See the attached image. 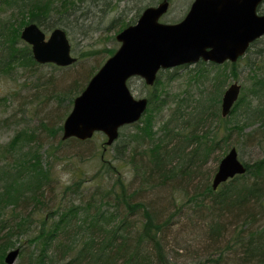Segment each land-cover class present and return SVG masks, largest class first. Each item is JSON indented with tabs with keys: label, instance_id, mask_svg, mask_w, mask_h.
<instances>
[{
	"label": "trees",
	"instance_id": "trees-1",
	"mask_svg": "<svg viewBox=\"0 0 264 264\" xmlns=\"http://www.w3.org/2000/svg\"><path fill=\"white\" fill-rule=\"evenodd\" d=\"M83 1L86 0H0L1 9L5 7L3 11L10 9L7 16L0 18V76L24 68L32 77L26 86L31 91L25 96L18 91L14 94L27 98V102L35 101V111L42 112L34 126H18L0 145V264H7L3 255L9 248L24 251L15 242L28 231L32 233L24 239L36 244L27 254L28 264L168 261V240L173 225L181 217L189 218L195 234L206 240L201 252L193 251L191 264H264V64L255 65L252 58L247 59L250 87L243 92L239 90L227 115H221L219 106L225 69L234 75L238 61L248 56L250 48L262 36L253 39L235 61H197L196 75L207 76L210 70L207 67L216 69L215 91L206 98H193L192 102L191 98L171 101L174 105L168 107L169 114L156 120L155 111L168 103V97L157 86L163 69L158 71L153 89L144 95L147 107L143 115L119 128L113 146L115 161L104 160L92 177L110 178L120 170L122 162L128 165L129 182H124L117 173L106 187L97 186L87 192L80 180H74L64 186L63 192L75 185L76 202L54 204V199L46 196L55 185L50 170L53 161L48 157L60 156V150H75L90 139L60 137L63 116L72 105L73 94L85 86L87 74L81 80L76 73L63 83L61 77L41 72L43 65H49L67 73L65 68L76 63L83 53L75 55L76 60L68 65L36 62L29 45L19 37V30L29 21L40 26L42 19L52 12L60 15L81 9ZM87 1L104 4L103 14L116 5L111 0ZM153 2L137 4L135 18L121 20L119 26L133 23L142 9ZM257 7L258 12L264 11V0ZM117 20L118 17L114 18L107 27ZM114 50L106 48L108 54ZM256 51L261 55L264 48L258 47ZM220 76H223L221 80ZM240 110L248 111L247 119L251 120L239 123L233 120L231 115L241 113ZM253 120H258L257 127L242 133L243 124ZM125 126L133 127L125 133ZM232 133L247 141L254 142L257 138L255 142L262 154L253 161H242L243 173L234 174L212 188L219 159L234 147L228 141ZM108 145L104 140L103 150ZM216 150L222 153L217 154ZM75 151L82 160L91 154L87 147ZM210 160L216 162L214 167L207 166ZM154 191L164 195L151 197L149 194ZM179 196L186 199L182 201ZM40 210H44V215L38 218L36 214ZM196 218L202 221L198 227ZM174 232L178 233V229Z\"/></svg>",
	"mask_w": 264,
	"mask_h": 264
},
{
	"label": "water",
	"instance_id": "water-1",
	"mask_svg": "<svg viewBox=\"0 0 264 264\" xmlns=\"http://www.w3.org/2000/svg\"><path fill=\"white\" fill-rule=\"evenodd\" d=\"M262 1L192 0L183 17L174 22L160 19L168 0L145 6L133 23L116 32L119 45L74 96L61 121L60 137L83 140L99 131L106 136L105 144H111L119 128L137 121L147 107V97L135 96L128 86L132 76L153 84L160 69L199 60L235 61L253 39L264 38V11H257ZM19 37L29 45L36 62L68 65L76 60L60 27H53L45 35L35 22L29 21L21 26ZM227 85L220 102L222 116L228 114L240 90L236 81ZM243 172L237 151L230 147L218 161L212 188ZM17 253V247L9 248L3 261L10 264Z\"/></svg>",
	"mask_w": 264,
	"mask_h": 264
},
{
	"label": "rangeland",
	"instance_id": "rangeland-1",
	"mask_svg": "<svg viewBox=\"0 0 264 264\" xmlns=\"http://www.w3.org/2000/svg\"><path fill=\"white\" fill-rule=\"evenodd\" d=\"M111 1L112 3H116L115 7L107 10L104 14L101 9L105 7L104 4H97L94 1L86 0L82 2L81 9L60 15L52 12L49 16L42 19L40 27L45 31V34H47L48 30L53 26L64 28L68 41H70L71 44L72 54L79 55L83 53V56H81L76 63L65 68L68 69L67 73L62 72L63 69L61 68H54L49 65H43L40 68V71L43 73L50 72L56 78L61 77L62 79L60 78V81L63 83L70 81L76 73H78L79 79L81 80H83L85 74H87L85 82L88 81L92 73L96 71L103 61L110 55L106 51V48L116 49L119 45V41L115 38L116 32L122 28L119 26V21L123 20L126 22L128 20H133L136 16V5L141 2H149L150 0H120L119 3L116 2V0ZM152 1H154V4L157 3L158 0ZM190 2L191 0H169L168 9L160 19L166 22L179 20L185 14ZM182 3L183 5H180ZM1 6L3 5L0 4V18L7 16L10 13L9 8L3 11L5 7L1 9ZM116 17H118V20L113 26L108 28L107 26ZM259 40V42L255 43L250 48L248 56L238 61L234 75H232L227 68L225 69L226 77L222 84L223 90L228 86L227 84H229L230 81H236L240 84L242 92L250 87V78L249 73L247 72V59L252 58L255 65L264 64V53L261 55H257L258 53H256L258 47L264 48V38L261 37ZM196 67V62L180 64L165 68L159 73L158 79H160V83H158L157 86L162 92V95L168 97V103H166L160 111H155L156 120L166 117L169 114V108H172L174 105L173 103L171 104V101L180 98H186L188 101V99L191 98L192 102L193 98H206L209 96V93L214 90L216 80L213 74L216 69L214 67L206 66L210 70L208 71L207 76L203 77L196 75ZM171 73L174 76L170 78L169 75ZM28 74L29 73H26L24 68L20 67L8 72L6 76H0V145L11 136L14 129L18 126H34L37 122L38 115L42 113L41 111H35V101H30L28 99L27 102V98L24 99L21 95L17 96L14 94V92L17 91L23 96H25V94L27 95V91L30 93L31 90L27 89L26 86H28L32 77ZM219 78L221 80L223 76H220ZM129 86L135 96L147 95V93L153 89L152 85L143 84L142 80L136 77L131 78ZM76 94L77 93L73 94V96ZM71 106L68 107L65 114L70 110ZM240 112L241 113H238L239 115H231L232 119L238 123L242 121L244 122L249 117L248 115H250L248 111L240 110ZM247 120L250 121L251 119ZM257 123L258 120H253L252 123L243 124L242 133L253 131V129L257 127ZM132 127L133 126H125L123 127V131L127 133ZM105 138L106 136L104 133L97 131L90 137L88 142L77 145L75 150L87 147L91 152L90 155L86 154V158L83 160L79 158V155L74 149H64V152L60 150V156H55L53 158L48 157L49 160L53 161L52 163L50 162V170L52 176H54L55 185L54 188L52 187L51 190L47 191L46 196L54 199V204L61 201L66 203L70 200L73 202L77 201V192L75 190L77 187H75V185L71 186L74 190L67 189L66 192H63L64 186L72 184V181L74 180H80L82 187L87 192L97 186L106 187V185H109L112 182L117 173L121 174V177L124 178V182H129L130 173L127 169L128 165H124L122 162L119 163L120 170L115 175L113 174L114 176L112 175L110 178L105 177L101 179L92 178L93 174H95V171L101 166L104 160L115 161L113 160L112 155L114 153L113 146L116 141L103 150ZM255 140L254 142L243 140L239 134L236 135L235 133H232L228 139L229 142L234 143L235 150L239 153L238 158L243 162L253 161L255 157L262 154V150L259 149ZM44 147L45 144L40 147V150ZM228 147H230V145ZM215 153L221 154L222 151L216 150ZM215 165L216 162L213 160H210L209 163H207L208 167H214ZM158 193L159 195H164L163 192L159 191H154L149 195L158 198L156 195ZM178 198L182 201L186 199L184 196H179ZM157 203L158 201H156V204ZM38 214H36V216L38 218L41 217L44 215V210H40ZM189 221V218L186 219L185 217H181L180 222L173 225V230L176 231L178 229V233L172 230V233L170 234L168 249L166 248V251H168V261L158 260L156 261V264H191V255H194V252H201L203 250L206 240H202L200 236L195 234L196 229L192 228ZM195 221L197 227L202 224V221L198 220V218H196ZM31 233L32 232L29 233L28 231L21 235L19 241L16 240L15 245H18L24 249V251L21 253L18 250L17 255L10 264H28L27 254L36 247V244L27 243L24 238L30 236ZM179 246H182V248Z\"/></svg>",
	"mask_w": 264,
	"mask_h": 264
},
{
	"label": "flooded vegetation",
	"instance_id": "flooded-vegetation-1",
	"mask_svg": "<svg viewBox=\"0 0 264 264\" xmlns=\"http://www.w3.org/2000/svg\"><path fill=\"white\" fill-rule=\"evenodd\" d=\"M159 1H160V0H158L157 2H159ZM168 1H169V0H168ZM191 1H192V0H191ZM190 3H191V2H190ZM154 4H155V3H154ZM189 5H190V4H189ZM188 8H189V6H188ZM167 9H168V8H167ZM187 10H188V9H187ZM187 10H186V11H187ZM166 11H167V10H166ZM185 13H186V12H185ZM182 17H183V16H182ZM182 17H181V18H182ZM181 18H180V19H181ZM176 21H177V20H176ZM173 22H174V21H173ZM38 26H39V25H38ZM39 27H40V26H39ZM53 27H58V26H53ZM53 27H52V28H53ZM40 28H41V27H40ZM52 28H50L49 30H51ZM60 28H61V27H60ZM42 30H43V29H42ZM49 30H48V32H49ZM43 31H44V30H43ZM48 32H47V33H48ZM44 33H45V31H44ZM45 35H47V34H45ZM49 63H50V62H49ZM98 68H99V67H98ZM133 77H136V76H132V77H130V78L128 79L127 83H128L129 80H131V78H133ZM138 77H139V76H138ZM140 78H141V77H140ZM141 79H142V78H141ZM142 80H143V79H142ZM86 83H87V82H86ZM146 85H152V84H147V83H146ZM128 86H129V84H128ZM129 87H130V86H129Z\"/></svg>",
	"mask_w": 264,
	"mask_h": 264
}]
</instances>
